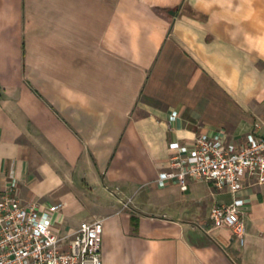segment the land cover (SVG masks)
<instances>
[{
  "label": "crops",
  "instance_id": "crops-1",
  "mask_svg": "<svg viewBox=\"0 0 264 264\" xmlns=\"http://www.w3.org/2000/svg\"><path fill=\"white\" fill-rule=\"evenodd\" d=\"M202 133L264 138V0H0V192L103 219L104 264H264V185L159 184Z\"/></svg>",
  "mask_w": 264,
  "mask_h": 264
},
{
  "label": "built area",
  "instance_id": "built-area-1",
  "mask_svg": "<svg viewBox=\"0 0 264 264\" xmlns=\"http://www.w3.org/2000/svg\"><path fill=\"white\" fill-rule=\"evenodd\" d=\"M170 147L177 151L172 158L175 169L160 176L161 186L179 180L187 189L190 178L237 194L248 185H264V138L255 133L240 144L226 143L220 134L202 133L192 149L179 142ZM244 205L237 198L231 205L211 210L214 227L231 229L241 245L246 242ZM63 208L62 203L23 202L12 178L0 192V264H104V220L84 221L78 229L62 234L55 215Z\"/></svg>",
  "mask_w": 264,
  "mask_h": 264
}]
</instances>
